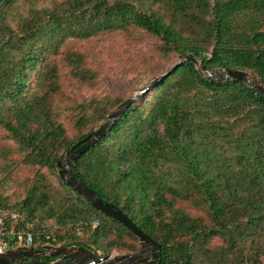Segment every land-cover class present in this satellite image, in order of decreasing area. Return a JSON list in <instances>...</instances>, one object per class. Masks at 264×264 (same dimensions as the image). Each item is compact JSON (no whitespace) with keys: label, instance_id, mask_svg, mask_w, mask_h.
Here are the masks:
<instances>
[{"label":"trees","instance_id":"1","mask_svg":"<svg viewBox=\"0 0 264 264\" xmlns=\"http://www.w3.org/2000/svg\"><path fill=\"white\" fill-rule=\"evenodd\" d=\"M117 36L149 40L151 49L131 89L114 95L100 90L84 46ZM183 56L264 87V0H0V170L28 171L22 199L0 194V209L20 214L37 249L141 252L130 230L62 181L57 163L154 81L153 70ZM83 89L95 93L81 96ZM71 173L160 246L146 264H264V97L247 83L211 81L183 62Z\"/></svg>","mask_w":264,"mask_h":264},{"label":"water","instance_id":"2","mask_svg":"<svg viewBox=\"0 0 264 264\" xmlns=\"http://www.w3.org/2000/svg\"><path fill=\"white\" fill-rule=\"evenodd\" d=\"M190 61L194 63L201 71H204L203 66L198 63L191 56H183L181 61L174 65L167 73L157 77L154 81L149 83L143 89L139 91V94L135 97H131L127 99L122 105L118 107V109L112 112L107 118L111 120L110 122H106L102 124L96 131L90 133L83 140L79 141L75 145H73L66 153L70 156L66 161L65 165H62L61 159L57 163L59 176L62 181L75 193L81 196L84 200H86L96 211L101 214L116 220L125 228L130 230L142 243L143 245H149L154 248L153 258L155 260L160 257V246L156 244L149 236L145 235L133 222L132 220L124 214L119 208L115 205L104 202L99 196L95 194V192L88 188L83 182L76 179V177L71 173V170L77 160V158L83 155L87 150L93 147L100 139L106 136L108 130L116 123L117 119L122 115V113L130 107L140 96H142L145 92H147L150 88L156 86L160 81L164 80L171 72H173L176 68H178L183 62ZM207 74V79L211 81H240L249 84L254 87L260 94L264 97V87L254 84L248 80V74L242 71L237 70H220V71H204ZM219 72H223V74H219ZM213 74H219L215 79L212 78ZM66 248L55 249L53 253L50 254L52 257H59L61 253L65 252ZM97 253H92L83 248L77 247V252L72 255H68L66 257L60 258L57 261L49 264H146L152 263L147 262L148 257H145L142 254V250L138 254H130L123 255L115 259L114 261H108L105 263L109 257H101L97 258ZM44 256L42 251H11L6 253L5 255L0 256V264H10L17 261L28 260L30 261L33 257ZM47 257V256H46ZM77 257H80L79 259ZM66 258V259H65Z\"/></svg>","mask_w":264,"mask_h":264},{"label":"rangeland","instance_id":"3","mask_svg":"<svg viewBox=\"0 0 264 264\" xmlns=\"http://www.w3.org/2000/svg\"><path fill=\"white\" fill-rule=\"evenodd\" d=\"M83 45V44H82ZM82 47V46H81ZM151 49V42L149 40L141 43H128L122 37H109L102 38L100 40H93L92 42L84 46V50L90 52L91 58L89 59V65L99 72L100 79V90L106 89L111 94H118L124 91H129L131 89L132 80L137 76L138 73H143V70L146 66H143L140 62L145 56L148 55ZM183 57L175 58L171 65L166 69H161L156 72V69L153 70L155 77H159L161 74L169 70L173 65H176L181 61ZM202 74L207 78V74L202 71ZM223 74V72H219ZM219 74H213L212 78L215 79ZM65 85L70 86L69 82H66V74H63ZM250 82H253L256 85L263 86L259 80L252 76ZM151 82H146L142 86H138L135 91L132 92L131 97H135L139 94V91L147 86ZM95 93L87 89L80 91L81 96ZM130 97V98H131ZM117 110V109H116ZM114 110V111H116ZM113 111V112H114ZM108 118L103 121V124L110 122ZM2 136V137H1ZM3 134L0 131V142H4ZM69 155L64 153L61 158L62 165L66 164V161L69 159ZM11 172L8 170L5 173H2L0 170V194L4 197H8L12 202H18L23 197V181L24 178L28 176L27 168L17 165L14 167ZM56 248L48 249H34L33 251H42L44 256H50L51 253L55 251ZM57 249H60L57 247ZM77 252V247L67 248L65 252L61 253L59 258H63L72 255ZM156 253L154 248L149 245L142 246V254L145 257H148L147 262H152L154 260L153 255ZM123 255L130 254H119L112 253L105 263L108 261H114L115 259L122 257ZM97 258L102 256L97 253ZM78 259L80 257H77Z\"/></svg>","mask_w":264,"mask_h":264},{"label":"built area","instance_id":"4","mask_svg":"<svg viewBox=\"0 0 264 264\" xmlns=\"http://www.w3.org/2000/svg\"><path fill=\"white\" fill-rule=\"evenodd\" d=\"M20 214L12 209H0V256L11 251H28L37 249L33 244L32 234L22 230ZM98 221L92 223L96 227ZM28 225H26V228Z\"/></svg>","mask_w":264,"mask_h":264},{"label":"bare ground","instance_id":"5","mask_svg":"<svg viewBox=\"0 0 264 264\" xmlns=\"http://www.w3.org/2000/svg\"><path fill=\"white\" fill-rule=\"evenodd\" d=\"M249 80H250V78H249ZM251 81V80H250Z\"/></svg>","mask_w":264,"mask_h":264}]
</instances>
